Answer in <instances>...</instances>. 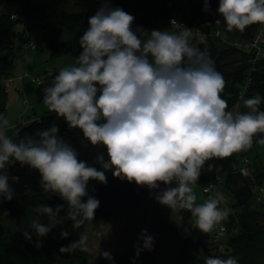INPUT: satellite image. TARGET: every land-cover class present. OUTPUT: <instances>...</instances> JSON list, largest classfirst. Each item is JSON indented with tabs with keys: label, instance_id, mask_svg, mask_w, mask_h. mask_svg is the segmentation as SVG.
Wrapping results in <instances>:
<instances>
[{
	"label": "clouds",
	"instance_id": "obj_1",
	"mask_svg": "<svg viewBox=\"0 0 264 264\" xmlns=\"http://www.w3.org/2000/svg\"><path fill=\"white\" fill-rule=\"evenodd\" d=\"M217 11L227 31L264 24V0H219ZM133 22L134 17L123 9L102 6L87 21L76 64L62 68L43 90V103L50 112L63 118L70 129L80 130L93 147L106 149L107 160L103 154L96 157L103 170L80 160L55 124L18 142L12 140L6 135L10 125L3 115L0 170L14 160L38 172L40 187L67 204L66 218L74 229L93 219L99 207V201L88 195V182L106 183L105 173L111 171L113 177L149 190L165 185L157 202L171 210H187L198 230L210 232L228 215V209L220 206L224 197L217 193L197 204L194 186L207 161L250 148L253 137L264 133L261 97L245 99L241 93L248 111H228V102L221 97L224 77L207 50L190 44L191 29L172 20L176 31L148 32L142 27L133 31ZM257 143L264 145V138ZM13 195L8 175L0 173V197L10 201ZM63 207L58 205L54 211L41 204L35 211L55 218ZM31 229L37 237L51 230L38 219L32 221ZM23 235L26 240L32 238L27 231ZM67 236L61 232L62 238ZM141 236L144 249L150 250L153 238L146 230ZM84 243L81 237L59 251L84 250ZM101 255L112 259L106 251ZM205 264L238 262L217 257L206 259Z\"/></svg>",
	"mask_w": 264,
	"mask_h": 264
},
{
	"label": "trees",
	"instance_id": "obj_2",
	"mask_svg": "<svg viewBox=\"0 0 264 264\" xmlns=\"http://www.w3.org/2000/svg\"><path fill=\"white\" fill-rule=\"evenodd\" d=\"M170 1L173 5L169 4ZM11 2L19 3V9L0 15V115L5 116L7 108V100L3 98L7 96L6 88L1 90L4 88L2 81L5 85L6 80H9L5 78H12V70L9 69L11 65L13 67L17 52L22 49L37 50L43 46L56 58L64 55L78 57L82 51L79 39L88 27L87 21L104 5L119 7L132 15L133 31L142 27L151 32L157 25L161 31H173L169 26L172 18L184 21L188 28L206 25L214 32L219 30V37L191 36L201 39L196 45H192L207 50L216 70L224 77L226 86L221 97L228 102L227 110L239 113L248 111L240 100L243 93L245 99L259 95V110L264 111V60L256 61V52L248 46L261 28H264V24L247 26L242 31L241 41L225 38L224 34L232 33L233 30H226V25L218 14L219 0H208L207 10L205 0H52L50 3L38 0H0V6ZM217 20H221V23L216 24ZM31 39L36 42L34 48L26 47ZM222 41L227 43L219 46ZM61 69L59 66L49 69L44 76L33 79L32 83L36 81L38 85L48 79L54 80ZM53 124L59 128V135L77 150L80 160L103 170L96 163V157L103 154L107 160L106 149L102 145L93 147L83 139L80 130L70 129L63 118L49 110H45L33 121L19 124L14 134L11 129L6 132L12 134L7 135L9 138L18 142L24 136L34 135ZM261 138H264V133H257L253 137L252 146L238 152L235 168L224 179L219 171V158L205 163L211 167L208 174L205 172L202 176L204 185L214 184V191L220 194L223 185L234 200L231 211H228L212 241H204L188 231L187 221L192 215L187 210H175L184 219L183 225L178 226L167 220L161 209L153 208L158 231L151 249L137 254L126 252L118 261L113 257L111 260L103 257L94 260L85 246L84 250L60 253L62 246L66 247L82 237L81 228L74 229L73 222L66 218L67 204L56 193L45 192L40 187L38 172L13 160L5 169L0 170V173L8 175L9 186L14 193L10 201L0 197V264H144L153 256L160 243L159 236L166 231L178 239L175 259L171 264H205L206 259L217 257H233L238 264H264V169L254 165L249 176L241 173L242 157H248L251 164L248 152L257 146H264L257 143ZM214 171H218V175ZM105 175L106 183L90 180L87 185L88 195L99 201L94 214L97 220H110L120 214L129 219L131 211L139 202L148 196L153 197L152 190L147 187L115 178L111 171H107ZM84 199L86 201L87 197ZM41 204L52 207L54 211L58 205L64 207L57 217L51 218L35 211ZM220 206L224 208L225 201ZM34 219L51 228L46 236L35 235L31 229ZM25 231L31 234V240L25 239ZM63 231L68 233L67 238L61 237ZM201 251H205L206 255H202Z\"/></svg>",
	"mask_w": 264,
	"mask_h": 264
},
{
	"label": "rangeland",
	"instance_id": "obj_3",
	"mask_svg": "<svg viewBox=\"0 0 264 264\" xmlns=\"http://www.w3.org/2000/svg\"><path fill=\"white\" fill-rule=\"evenodd\" d=\"M39 2H51L52 0H38ZM103 2H109V0H101ZM170 5H173V2L170 1ZM20 5L17 2H11L9 5L6 3L0 6V15L3 13H8L11 10L12 12L19 9ZM172 27L171 25H169ZM18 28H21L18 26ZM153 29L160 30V26L157 25ZM152 29V30H153ZM173 29V28H172ZM264 28H261V30ZM164 30V29H163ZM162 30V31H163ZM170 30V29H167ZM176 29H173V31ZM260 32V31H259ZM264 32V31H263ZM242 31L233 29L232 33H225V38H235L238 41L242 40ZM219 37V36H217ZM31 38H33L31 36ZM34 39V38H33ZM31 39L27 42L26 47H30V43L33 40ZM201 39L193 38L192 36L189 39L191 44L196 45ZM227 43L222 41L219 46ZM25 47V48H26ZM32 48V47H30ZM25 59L29 61V65L25 67ZM263 60L262 57L258 61ZM62 64L61 68H66L74 66L76 64V58L71 55H64L61 58H56L51 54V52L44 48L43 46L39 47L37 50H26L22 49L17 52L16 59H14L13 67L10 66L9 70H12L13 76H18L21 74H27L29 78L35 79L45 75L49 69H54L56 66ZM60 68V66H59ZM12 76L10 86L8 88L7 95L3 96L7 100V111H9V120H12L16 114V111L20 110L23 107H28V111L23 117V121L29 120L33 121L38 116H40L45 110H49L48 107L43 103V90L44 88L50 86L53 83V79L45 80L42 84H36L31 82V79L28 81L27 85H24V88H20L16 93H13L9 88L14 84V77ZM7 77V76H6ZM4 78V77H3ZM20 77H18L19 79ZM5 87L1 90H4ZM31 104V105H29ZM22 124V121H20ZM13 125V124H11ZM18 125H16L17 127ZM13 128L12 126L8 129ZM7 135V132H6ZM239 152V151H238ZM238 152H234L231 156L227 158H219L220 165L219 171H221V176L224 179L227 174L232 171L236 166V158ZM248 155L251 158L250 168L253 171L255 167H262L264 169V146H257L254 150L248 152ZM209 166L205 164L202 169L201 176L194 186V193L197 196V204L203 203L208 197L204 196L203 188L204 183L202 181V176L208 174ZM215 170V169H214ZM218 175V171H214ZM222 186L221 193L224 197L225 207L228 211H231V205L234 202L232 195L224 189ZM216 195V190L214 191ZM154 197L148 196L139 202L134 209L131 211V216L124 218L125 215H117L110 220H97L95 217L93 219L86 220L83 225H81V236L85 238L84 246L87 248L94 260L102 258L101 253L108 252L111 257L118 261L126 252L138 253L144 249L143 247V238L141 236L142 231L146 230L147 234L153 238V241L157 235V226L154 219V207H153ZM154 208V209H153ZM156 210V209H155ZM153 212V213H152ZM161 213L164 217L176 223L178 226H182L184 223L183 216L178 214L177 211L171 210L166 206L161 208ZM188 231L193 234V236H199L203 238L204 241H210L212 237L218 232L220 225L223 223V220L217 223L214 228L207 233L201 232L198 230L195 225V218L191 216L188 221ZM160 237V243L157 247V250L144 264H171L175 259L176 248L178 246L177 237L169 231L164 232ZM202 239V240H203ZM212 241V240H211ZM202 248V247H201ZM175 251V252H174ZM202 255H206L205 251H201Z\"/></svg>",
	"mask_w": 264,
	"mask_h": 264
},
{
	"label": "built area",
	"instance_id": "obj_4",
	"mask_svg": "<svg viewBox=\"0 0 264 264\" xmlns=\"http://www.w3.org/2000/svg\"><path fill=\"white\" fill-rule=\"evenodd\" d=\"M172 20H175V21H177L178 24L187 27V24L184 21H179L178 19L176 20L174 18L170 19V25H171V21ZM173 29H175V28H173ZM188 29H191L192 30V35H194L196 37L207 38V37H215V36L217 37V36H220L221 35V32L219 30H217V31L214 32L211 29L207 28L206 25L201 26V27L199 26V27H194V28H188ZM263 31H264V29H262L260 32H258L254 36L252 42L248 45V46H251V50L253 49L256 52V61L260 57H262L263 60H264V32ZM217 33H219V35H217ZM35 46H36V42L31 41L30 47L34 48ZM256 61H254V62H256ZM10 82H11V79L6 80L5 84H6L7 87L10 86ZM234 112H236V111H234ZM242 158L243 159H242V163H241L242 164V166H241V173L244 176H249L251 174V168L249 166L250 159H248V157H246V156H244ZM218 179H220V177H218ZM205 189H208V190L205 191ZM203 193L207 197H209V196H215V194H214V184L206 185L204 187V189H203ZM220 235H222V234H220Z\"/></svg>",
	"mask_w": 264,
	"mask_h": 264
},
{
	"label": "crops",
	"instance_id": "obj_5",
	"mask_svg": "<svg viewBox=\"0 0 264 264\" xmlns=\"http://www.w3.org/2000/svg\"><path fill=\"white\" fill-rule=\"evenodd\" d=\"M24 62H25V67L29 65V61L27 59H25ZM58 66H60V68H61L62 64H60V62H59ZM13 77H14V84L11 88H9L13 93H16L15 91H18L20 88H24V85H27L28 81L31 79V78H29V76L27 74H21V73L17 77L16 76H13ZM18 77H20V78L18 79ZM32 80L33 79H31V82H33ZM2 83H3V86L6 88V86L4 85V81H2ZM7 89L8 88H6V90ZM6 95H7V91H6ZM7 97H8V95L6 96V98ZM28 109H29L28 107L21 108L20 110L16 111L14 118L12 120H9V111H7V108H6L5 117L8 118L9 125L13 127V128H10L11 129L10 131L13 134L15 132L16 125H19L20 121H22V123H25L26 121H28V120L23 121V118H24L23 116L25 114H27L26 112L28 111ZM11 124H13V125H11ZM7 135H12V134L7 132ZM262 196L263 195H261V199H262Z\"/></svg>",
	"mask_w": 264,
	"mask_h": 264
},
{
	"label": "water",
	"instance_id": "obj_6",
	"mask_svg": "<svg viewBox=\"0 0 264 264\" xmlns=\"http://www.w3.org/2000/svg\"><path fill=\"white\" fill-rule=\"evenodd\" d=\"M175 185H169L168 187H174ZM165 188V185L161 184L160 187L158 189H153L152 192H153V197H154V200H153V206L156 210H160L162 208L163 205L159 204L156 200V196L159 194V192L161 190H163Z\"/></svg>",
	"mask_w": 264,
	"mask_h": 264
},
{
	"label": "bare ground",
	"instance_id": "obj_7",
	"mask_svg": "<svg viewBox=\"0 0 264 264\" xmlns=\"http://www.w3.org/2000/svg\"><path fill=\"white\" fill-rule=\"evenodd\" d=\"M12 18H13V16H11ZM14 17H15V15H14Z\"/></svg>",
	"mask_w": 264,
	"mask_h": 264
}]
</instances>
